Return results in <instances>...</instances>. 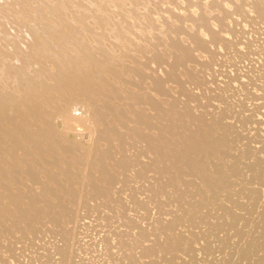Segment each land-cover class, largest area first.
<instances>
[{"label": "bare ground", "instance_id": "obj_1", "mask_svg": "<svg viewBox=\"0 0 264 264\" xmlns=\"http://www.w3.org/2000/svg\"><path fill=\"white\" fill-rule=\"evenodd\" d=\"M0 264H264V0H0Z\"/></svg>", "mask_w": 264, "mask_h": 264}, {"label": "rangeland", "instance_id": "obj_2", "mask_svg": "<svg viewBox=\"0 0 264 264\" xmlns=\"http://www.w3.org/2000/svg\"><path fill=\"white\" fill-rule=\"evenodd\" d=\"M84 139L83 138H81V141H83Z\"/></svg>", "mask_w": 264, "mask_h": 264}]
</instances>
